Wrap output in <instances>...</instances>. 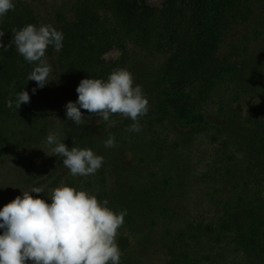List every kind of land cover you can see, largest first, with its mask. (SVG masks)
Instances as JSON below:
<instances>
[{"label": "trees", "instance_id": "trees-1", "mask_svg": "<svg viewBox=\"0 0 264 264\" xmlns=\"http://www.w3.org/2000/svg\"><path fill=\"white\" fill-rule=\"evenodd\" d=\"M69 1L70 18L58 13L54 27L64 34L57 58L64 67L62 75L72 82L106 79L114 69L126 68L131 48L164 53L166 84L161 80L158 89L147 90L150 109L140 118L147 123L143 137L150 144L143 161L161 165L203 136L210 160L195 180L209 184L205 200L210 208L193 214L184 205V174H194L184 159L181 164L171 160L175 173L164 171L160 179V171L150 166L147 178L134 185L124 184L118 171L110 174L104 163L86 177L57 173L60 157L42 181L50 179V186L56 187L64 177L67 185L107 199L112 210H127L117 238L120 264H140L156 244L165 251V264H264V79L252 72L242 92L217 95L239 67L256 68L250 52L257 38L264 56V0H164L159 8L145 0ZM14 4L0 22L3 45L9 44L13 29L28 23L38 26L30 5L23 0ZM112 46L121 55L105 61L101 56ZM34 66L15 45L0 46V163L10 145L18 149L37 143L49 129V118L32 92L33 81L27 80ZM70 86L76 90L71 82ZM22 90L28 91L30 102L16 110V96ZM244 94L251 98L243 106L234 105ZM8 100L13 101L12 108L7 107ZM210 100L214 112L207 107ZM111 119L121 121L122 129L132 123L117 115ZM166 123L174 131L173 140L161 136ZM87 125L86 120L80 125L68 120L66 146L104 155L97 141L111 129L104 121Z\"/></svg>", "mask_w": 264, "mask_h": 264}, {"label": "clouds", "instance_id": "clouds-1", "mask_svg": "<svg viewBox=\"0 0 264 264\" xmlns=\"http://www.w3.org/2000/svg\"><path fill=\"white\" fill-rule=\"evenodd\" d=\"M14 8V0H0V22ZM12 34L9 44L3 45L0 40V46L15 45L18 54L35 65L27 80L43 88L51 81L52 72L45 58L47 49H62L63 32L51 24L28 23L13 29ZM3 35L0 31V37ZM76 92L77 100L67 102L65 113L76 125L85 121L83 109L101 118L109 128L116 124L113 115L128 118L132 121L128 131L139 133L140 118L150 109L142 86L135 84L133 74L123 67L114 69L106 79H81ZM29 102L28 91H19L15 109ZM7 107H13L12 100L7 101ZM46 142L54 145L47 154L63 157L62 163L73 177L94 175L104 163V157L90 148H69L55 133H49ZM104 146L114 148L115 136L110 134ZM43 191L42 187H33L0 208V264H120L122 252L117 238L126 209L114 211L107 199L98 200L89 191L63 183L52 190L50 203L39 195H30Z\"/></svg>", "mask_w": 264, "mask_h": 264}, {"label": "rangeland", "instance_id": "rangeland-1", "mask_svg": "<svg viewBox=\"0 0 264 264\" xmlns=\"http://www.w3.org/2000/svg\"><path fill=\"white\" fill-rule=\"evenodd\" d=\"M30 5L34 12L37 14L38 26L41 24L55 25L58 21L57 14L65 13L70 18V12L68 6L69 0H23ZM164 0H145L149 5L153 7H161ZM70 4V1H69ZM262 9V8H261ZM253 24L249 27L250 31L253 32ZM56 28V27H55ZM57 29V28H56ZM243 31V30H242ZM253 36V34H250ZM236 40V38H235ZM259 38L256 39L252 44L250 54L256 57V68L239 67L233 75V78H227L231 80L220 86L217 95H230L231 93L242 92V85L249 84L252 78V72L256 73L257 76L264 79V56H261L260 48L262 47L259 43ZM51 49V50H49ZM130 53L132 58L130 63L127 64L126 68L133 74L134 83L142 86L143 92L146 95L149 88H156L157 83L161 80L162 84H166L167 75H165L163 66L166 62L164 53H156L155 55L141 49L131 48ZM121 55V51L116 47L112 46L102 54V58L105 61H112ZM58 52L54 50L52 46H49L46 52V60L52 67V72L49 76V81L40 91H37L36 82L33 81V89L35 88V98L41 101L40 108L47 114L50 126L47 134L39 140L37 143L22 144L18 149H13L10 145L7 155L3 158L0 163V208H2L9 201L14 199L18 195H22L24 191H30L33 187H42L43 193L36 194L30 193V195L37 196L50 203V196L52 190L55 187L50 186V179L43 182L42 179L50 173L61 156H50L47 153L51 151L54 145H49L46 142V137L49 133H55L58 139L65 143V134L68 119L65 115L66 104L68 101L75 102L77 100L76 90L70 86V82L77 87L79 80L73 81L69 78H65L62 75L64 67L62 63L58 61ZM261 56V57H260ZM259 60V61H257ZM232 75L233 73H229ZM251 97L247 94L240 95L237 99V103L234 105L243 106ZM150 101V100H149ZM209 111H215L216 108L213 105V100H210L208 104ZM84 114V119L88 122L87 127H93L103 122L101 118L96 115H90L85 110L81 109ZM118 116V115H117ZM121 121H116L114 127H111L105 136L99 137L97 144L103 151L104 164L111 169L110 174L118 173L122 178L124 184L137 185L142 183L143 178H147L149 171L159 170L157 178H162V172L175 173V165L171 163V160H179L182 163V159L187 160V169L192 170L194 174H184L185 178V193H184V205L191 208V213L205 212L209 210L210 206L205 200L207 184L204 181L196 182V177L201 171H204L207 167V161L210 160L209 145L203 136L195 138L193 145L182 148L178 154L167 157L166 162L157 165L154 168L151 164L147 165L143 161L144 152L148 149L149 143L144 138V130L147 126L146 121L140 122L142 128L139 133L128 131L129 125L126 129L120 127ZM113 130V134H112ZM161 136L168 137L169 139H175V134L171 125L166 123V128H161ZM114 135L116 138V146L114 148H106L104 141L108 139L109 135ZM137 136V137H135ZM147 136V135H146ZM152 149V148H151ZM179 154L181 156H179ZM181 160V161H180ZM178 162V161H177ZM112 163V165L110 164ZM172 169H169L171 168ZM170 170V172H169ZM57 173L70 174L69 170L64 167L63 163L57 167ZM174 175V174H166ZM188 176V177H187ZM42 182V183H41ZM67 179L64 177L60 179V184H66ZM58 185V186H59ZM49 197V198H48ZM204 210V211H203ZM147 230V226L145 227ZM141 239V237H139ZM166 254L163 248L156 244L152 249L147 252L143 257L140 264H165ZM30 264V262H29Z\"/></svg>", "mask_w": 264, "mask_h": 264}]
</instances>
